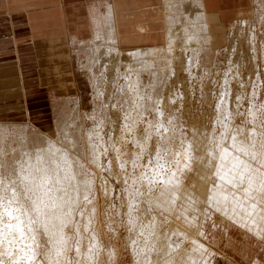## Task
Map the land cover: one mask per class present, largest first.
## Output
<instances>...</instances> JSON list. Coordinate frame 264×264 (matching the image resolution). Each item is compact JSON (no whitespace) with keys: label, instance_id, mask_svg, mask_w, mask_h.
<instances>
[{"label":"rangeland","instance_id":"1","mask_svg":"<svg viewBox=\"0 0 264 264\" xmlns=\"http://www.w3.org/2000/svg\"><path fill=\"white\" fill-rule=\"evenodd\" d=\"M164 13L162 43L132 47L130 58L110 34L87 45L76 61V97L48 130L0 122L1 231L6 207L34 206L40 153L56 157L40 161L49 198L60 171L64 189L79 191L53 219V230L64 221L59 238L38 225L39 264H158L188 247L199 249L190 264H264V0L223 25L215 41L199 0H164ZM199 141L215 154L206 184L218 202L187 210L178 191L199 182ZM17 192L24 200L13 199ZM2 243L0 264L25 263Z\"/></svg>","mask_w":264,"mask_h":264},{"label":"crops","instance_id":"2","mask_svg":"<svg viewBox=\"0 0 264 264\" xmlns=\"http://www.w3.org/2000/svg\"><path fill=\"white\" fill-rule=\"evenodd\" d=\"M252 1L199 0L210 39ZM164 15V0H0V122L50 128L76 97V61L91 41L161 44Z\"/></svg>","mask_w":264,"mask_h":264},{"label":"bare ground","instance_id":"3","mask_svg":"<svg viewBox=\"0 0 264 264\" xmlns=\"http://www.w3.org/2000/svg\"><path fill=\"white\" fill-rule=\"evenodd\" d=\"M127 43V42H126ZM128 44V43H127ZM134 49L132 47H124V53H126V56L128 58H130L131 56H133L134 54ZM200 134V133H199ZM195 137H198L199 138V135L198 136H195ZM194 137V138H195ZM200 139V138H199ZM199 139H194L195 142H197ZM193 141V142H194ZM248 141V140H247ZM48 142V141H47ZM50 143V142H49ZM48 143V144H49ZM199 144H196V148H193L192 149V152L193 154H196V152H200V153H203L202 154V157L200 159H198L197 161V178L199 179V182L196 184H194L192 187L190 188H185L183 187L184 189L182 190H179L178 188V193H181V196L179 198H181L182 200H185V209H195L197 207V203L199 200H205V201H210L212 202V200H215V202H218V200L216 198H213V195L211 196V191L213 192V190H211L210 192H208V186L206 184V178L208 177V167L210 166L211 170L212 171H216L215 170V164H214V161H213V158H214V155H212V149H208L207 146H205L204 144H201L200 141L198 142ZM50 146V145H48ZM192 147V146H191ZM194 147V146H193ZM216 148V147H215ZM45 157L42 156L44 155L43 153H40V155L38 156V158H35V161H34V170L36 171V175H37V178H34L33 179V182L32 185H34L33 189L34 191H37V192H34L35 195H36V198L34 199L33 201V204L34 206H30V205H27L26 203H20V208L18 210V212H15L13 209L14 207L12 206V204L10 206V208L6 207L8 209H6L7 213H5V215L9 214V219L10 221L8 223H4L6 226L3 227V228H6V230L4 231H1L0 230V244L2 243V245L4 246V249L6 248V250H8V253H11L12 257H14L15 259H20L22 258L23 259V262H25L26 264H39V262L34 261L33 260V257L36 255L37 251L40 249V247H38L37 243L35 242L36 241V238L37 236L39 235H36L37 233H35L36 230H38V225H42V227L44 228V230H51V235H54L55 233H57L58 235V238H59V235H61V232L58 230H61L60 227V223L62 221H60L61 219H59V217L56 219L57 220V223L59 225H57V230H53L54 228H51V225L53 223V219H55V216H57L58 212L60 211L63 212V204L66 200H70L69 202L71 203V201H75V194H77L79 191L78 189H76L75 187L73 188L74 189V192H68L67 189H64V182L62 181L63 180V175H61V171L60 172H56V177L55 179L57 180L56 181V184H55V189H57L56 191V194H54L53 197L49 198V194L50 193V190L45 187L41 182H38L39 178L40 177H43L46 175H48L47 173H45V171L40 168V161L42 162L41 159H45L46 161H48L49 163L50 162H53V160L56 159V157L54 156H51L50 152L49 153H45ZM198 154V153H197ZM195 158V157H194ZM221 162V161H220ZM216 163V162H215ZM223 163V162H222ZM222 163L219 164V171H217V174L218 175H224L225 174V171L227 169L224 168V166L222 165ZM214 164V165H213ZM31 165V164H30ZM59 165V164H58ZM65 165V164H64ZM67 165V164H66ZM32 165L29 167L31 168ZM68 168V167H67ZM71 168V167H70ZM28 169V168H27ZM26 169V170H27ZM32 170H33V167H32ZM70 170V169H69ZM247 170V169H246ZM244 170V172L246 171ZM49 171V170H48ZM27 172V174L29 173L28 171H25ZM23 173V172H22ZM21 173V174H22ZM33 174H35L33 171H32ZM31 173L30 176H33ZM71 173V179L74 180L76 179V174L74 172V169L72 168V172ZM243 173V172H242ZM250 173V172H249ZM247 171H246V174H249ZM26 174V173H25ZM30 174V173H29ZM211 174V173H210ZM24 176V174H22ZM21 175V176H22ZM240 175H242L240 173ZM26 176V175H25ZM49 176V175H48ZM47 176V177H48ZM51 176V175H50ZM214 176V175H213ZM244 176V175H243ZM27 177V176H26ZM33 177H36V176H33ZM44 178V177H43ZM42 178V182H44V179ZM46 178V177H45ZM65 178V177H64ZM241 178V177H240ZM239 179V178H238ZM255 179V178H254ZM46 180V179H45ZM49 180V179H48ZM66 180V179H65ZM193 180V179H192ZM251 182V179H249ZM253 180V178H252ZM29 182V184H30ZM253 183V182H252ZM251 183V188L254 187V185ZM192 184V183H191ZM190 184V185H191ZM217 184V183H216ZM49 185V184H48ZM250 185V184H248ZM31 186V184H30ZM29 186V187H30ZM32 187V186H31ZM53 187V186H52ZM213 187V186H212ZM249 186H247V190H250L248 189ZM14 188V187H13ZM54 188V187H53ZM258 188V187H257ZM2 189V188H1ZM25 189V188H24ZM31 189V188H30ZM187 189V190H186ZM263 189V188H262ZM172 190V189H171ZM49 191V192H48ZM254 191V190H253ZM256 191V189H255ZM263 191V190H262ZM165 192V190H164ZM177 192V191H176ZM176 192L173 193V195H170L171 196H175ZM244 192V191H243ZM252 192V191H251ZM53 193V192H52ZM51 193V194H52ZM250 194V193H249ZM74 195V197H73ZM78 195V194H77ZM169 195V196H170ZM177 195V194H176ZM180 194H178L179 196ZM51 199V200H47L48 198ZM161 197V196H160ZM79 197H77V200H78ZM165 198V197H164ZM170 199H168V201L172 200L171 198L172 197H169ZM237 198V197H236ZM13 199L15 200H24L23 197L21 196V193L17 192L15 193V195H13ZM161 200V198L159 199ZM163 201H167V200H164L163 197H162V200L160 202H163ZM236 201V199H235ZM200 202V201H199ZM233 202V201H232ZM9 203V202H8ZM12 203V202H11ZM234 203V202H233ZM73 205V203H71ZM162 204V203H161ZM167 204V203H165ZM170 205V204H169ZM168 205V206H169ZM173 205V204H172ZM221 205V203H220ZM235 205V204H234ZM242 205V203H241ZM28 206V207H27ZM67 206V205H66ZM236 206V205H235ZM244 206V205H243ZM1 207V206H0ZM231 207V206H230ZM242 207V206H241ZM184 208V207H183ZM244 208V207H243ZM241 208V210L243 209ZM5 209V208H4ZM4 209H2L4 211ZM18 209V208H17ZM180 209H181V206H180ZM240 209V208H239ZM222 210V209H221ZM244 210V209H243ZM3 211H2V214L3 215ZM182 211V210H180ZM184 211V209H183ZM224 211V210H223ZM30 212L35 216V219L33 217V219H30ZM238 212V211H237ZM236 212V213H237ZM242 212V211H241ZM186 215H187V211L185 212ZM184 213V214H185ZM239 213V212H238ZM260 213V212H259ZM183 214V213H182ZM231 214V213H230ZM243 214V213H242ZM59 215V214H58ZM256 215V214H255ZM60 216V215H59ZM236 216V215H235ZM240 216V215H239ZM260 216V215H259ZM7 217V216H6ZM62 217V216H61ZM8 219V218H7ZM253 219V218H252ZM258 219V218H256ZM260 219V218H259ZM251 220V219H249ZM249 220L247 222H249ZM67 221V220H66ZM64 222V221H63ZM62 222V223H63ZM246 222V223H247ZM252 222H254L252 220ZM250 223V222H249ZM66 224V222H65ZM248 224V223H247ZM249 225V224H248ZM264 227V226H263ZM2 228V227H0ZM256 228V226H255ZM40 230H42V228L40 227ZM42 230V231H44ZM255 230V229H254ZM48 231V232H49ZM260 231H261V228H260ZM39 232V231H37ZM45 232V231H44ZM258 232V231H257ZM35 237V238H34ZM56 238V237H55ZM61 238V237H60ZM65 239V238H64ZM52 240V239H51ZM191 240V239H190ZM2 241V242H1ZM165 241V240H164ZM53 242V241H51ZM50 242V243H51ZM57 242V240H56ZM194 242V241H193ZM59 243H62L61 241ZM194 244V243H193ZM196 244V243H195ZM199 244V243H198ZM201 244V243H200ZM17 245H20L21 248L16 247ZM52 245V243H51ZM163 245V244H162ZM18 248V252L16 251H13L15 249V247ZM53 246H55V244H53ZM200 246V245H199ZM172 247V246H171ZM183 248V247H182ZM185 248V247H184ZM2 249V250H4ZM178 249V247H177ZM189 249V252L190 253H181L180 254H173V257L175 258H169V259H165L163 260V263L161 262H158L161 263V264H190L192 261L194 262V257H198V254H199V249L195 250L193 247H188ZM57 250V249H56ZM162 250V249H161ZM165 250V249H164ZM182 250V249H181ZM5 251V250H4ZM167 251V250H166ZM170 251V250H169ZM168 252H165L166 253V256H167V253ZM176 252V250H175ZM22 253V254H21ZM163 255V253H162ZM35 258V257H34ZM52 258V256H51ZM163 258V257H162ZM165 258V257H164ZM162 260V259H161ZM196 260V259H195ZM24 263V264H25ZM54 263V262H53ZM155 263V262H154ZM157 264V263H156Z\"/></svg>","mask_w":264,"mask_h":264}]
</instances>
